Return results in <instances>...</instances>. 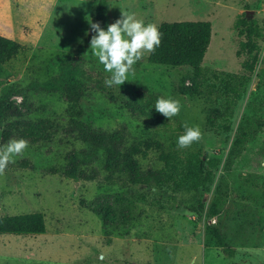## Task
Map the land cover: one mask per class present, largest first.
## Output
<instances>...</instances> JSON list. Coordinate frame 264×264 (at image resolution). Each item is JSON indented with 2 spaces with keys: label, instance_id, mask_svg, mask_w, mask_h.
<instances>
[{
  "label": "rangeland",
  "instance_id": "rangeland-1",
  "mask_svg": "<svg viewBox=\"0 0 264 264\" xmlns=\"http://www.w3.org/2000/svg\"><path fill=\"white\" fill-rule=\"evenodd\" d=\"M97 1L0 0V35L25 47L5 65L3 86L19 89L57 76L75 56L78 43L93 32ZM122 12L157 27L171 21L211 23L200 67L151 64L146 53L128 81L110 87L117 98L143 94L155 96L154 104L160 97L179 100L174 129L132 117L120 101L95 89L80 100L83 116L74 118L80 123L77 131L70 129L68 102L61 93L10 96L6 103L17 115L0 127V147L19 139L28 147L0 171V216L40 212L46 230L1 234L0 264H264V0H106V26ZM237 19L258 28L263 37L256 40L258 65L235 99L230 128L224 132L219 125L228 123L226 99L231 96L220 79L226 73L241 74L240 63L249 56H236L239 43L247 39L234 28ZM81 68L104 83L110 78L90 47ZM199 72L207 82L202 84ZM196 83L200 86L194 90ZM244 117L252 119L255 133L228 158ZM39 121L41 138L31 142L28 125ZM186 125L199 126L202 137L186 149H175L220 158L214 182L195 191L158 189L171 142ZM73 172L94 173L96 179L68 178ZM216 182L222 184L224 204L217 216L209 217ZM115 193L135 198V218L127 226L106 227L94 212V201ZM199 202L204 205L201 216L194 211ZM209 226L218 229L224 246L210 236Z\"/></svg>",
  "mask_w": 264,
  "mask_h": 264
},
{
  "label": "trees",
  "instance_id": "trees-1",
  "mask_svg": "<svg viewBox=\"0 0 264 264\" xmlns=\"http://www.w3.org/2000/svg\"><path fill=\"white\" fill-rule=\"evenodd\" d=\"M105 5L106 0H98L95 8V21L102 28L106 29L105 21ZM234 28L238 30L239 35H245L246 41L239 43L236 56L242 54L249 55L240 63L241 74L226 73L221 79L217 71H212L214 79H220L225 87V92L231 96V100H227L226 104V120L228 123H222L219 127L224 131H229V121L232 118V105L235 99H239L248 82L249 75L254 72L259 61V48L256 43L257 39L263 37L261 31L252 24L237 19ZM161 33V43L154 52L148 53L146 61L151 64L167 65L171 67L189 66L198 68L201 66L205 53L207 52L211 39V23L209 21H171L161 22L158 26ZM95 35L91 32L86 38L82 39L76 48L75 56L67 60L61 67L60 73L45 81H31L24 87L15 89L14 86H3L8 77V71L5 65L11 60L17 58L24 52L25 47L19 42L8 37L0 35V127L5 119L9 116L17 115L14 106L6 103V100L17 93L26 94L31 92L42 93H61L68 102V116L71 118L70 123L73 124L70 129L77 131L80 129V123L75 121V117H82L83 111L79 107L80 100L89 90H98L109 96L113 101H120L122 106L127 109L132 117H141L157 128L173 130L175 121H170L162 114L155 111V99L153 95H136L129 99L117 98L113 91L108 87L103 79L88 73L81 68L83 55L90 47V40ZM201 76L202 84L207 82ZM200 83L194 85L197 90ZM214 88V84H209ZM47 120V119H46ZM210 125H213L209 121ZM42 121L28 125L32 130L31 142H36L41 138L36 131L39 130ZM255 133L252 119L244 117L238 126L237 136L232 142V149L228 153V158L234 155L241 147L250 140ZM177 137L171 142L172 149L169 151L163 171L157 180V188L178 192L180 190H198L205 184L212 185L215 178V171L221 164V159L212 157L206 159V154L199 157L195 153H180L175 149L177 145ZM101 143L99 144V146ZM136 165L133 167L132 181L135 182ZM67 177L74 180L93 181L96 179L94 173H67ZM125 183V182H124ZM208 189V187H205ZM222 184L216 182L213 187V198L208 208V216L214 217L219 214L220 208L224 204L222 198ZM135 198L122 194H104L94 201V212L101 217L103 225L106 227L127 226L135 218ZM197 215L201 216L204 211V205L199 202L194 209ZM46 230L45 216L43 213H22L15 215L0 216V235L1 234H42ZM210 236L215 240L218 246H224V239L214 226L208 227Z\"/></svg>",
  "mask_w": 264,
  "mask_h": 264
},
{
  "label": "clouds",
  "instance_id": "clouds-1",
  "mask_svg": "<svg viewBox=\"0 0 264 264\" xmlns=\"http://www.w3.org/2000/svg\"><path fill=\"white\" fill-rule=\"evenodd\" d=\"M95 33L90 40L91 55L96 57L110 78L105 80L108 87L121 86L128 81L134 65L141 61L146 53L154 52L161 43V33L152 23H145L134 14L122 12L120 19L109 24L106 29L99 23L91 24ZM155 111L169 121L181 111L179 100L171 97H160L154 107ZM202 137L199 126H185L184 133L177 137L181 149L190 147ZM28 147L24 139L11 140L0 147V171H3L13 158Z\"/></svg>",
  "mask_w": 264,
  "mask_h": 264
}]
</instances>
